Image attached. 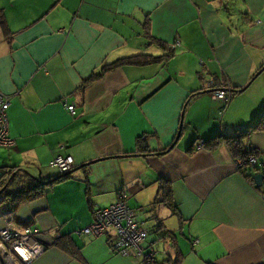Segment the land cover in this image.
I'll return each instance as SVG.
<instances>
[{
	"label": "crops",
	"instance_id": "crops-1",
	"mask_svg": "<svg viewBox=\"0 0 264 264\" xmlns=\"http://www.w3.org/2000/svg\"><path fill=\"white\" fill-rule=\"evenodd\" d=\"M237 1L240 19L226 17L223 0H0V95L9 98L13 141L2 147L0 167L47 184L61 174L53 157L73 161L71 176L43 196L15 212L0 205V229L39 231L45 249L27 264H142L113 252L108 234L81 230L120 193L136 222L151 209L157 227L168 214L151 206L158 178L171 184L180 218L168 208L176 224L172 238L160 237L165 256L143 242L155 261L177 250L179 264H264V191L237 171L225 144L195 146L238 135L264 164V129L253 128L264 110V69L256 74L264 66V0ZM149 37L175 44L174 56L166 60L167 49ZM135 55L157 59L100 73ZM215 89H229L225 106L208 91ZM0 264L24 263L0 247Z\"/></svg>",
	"mask_w": 264,
	"mask_h": 264
},
{
	"label": "trees",
	"instance_id": "trees-1",
	"mask_svg": "<svg viewBox=\"0 0 264 264\" xmlns=\"http://www.w3.org/2000/svg\"><path fill=\"white\" fill-rule=\"evenodd\" d=\"M0 18L1 19L3 18L1 9H0ZM3 28H4V32H6L7 28L5 26H3ZM149 40L151 43L158 45L159 47L160 46L163 47L164 50L167 49L166 50L167 52L164 56V58L166 60L170 59L171 57L174 56L175 44L171 45L170 47H165V45L158 40L152 39L150 37H149ZM156 59L157 58H155V57H151V56H147V55H135V56L128 57V58H122V59H118V60L114 61L111 64L105 65L102 68V70L100 71V73H103L104 71H107V70H111L112 68L120 66V65L125 64V63L140 65V64H145V63H148V62L156 60ZM263 69L264 68L261 67L258 70V72H261ZM258 72L256 74H258ZM92 77H96V76L94 74H92L91 78ZM87 80H89V78L86 79L85 81H87ZM85 81H83V84L86 83ZM239 91H241V89L238 91H233V92H239ZM200 93H201L200 91L191 93V95H189L188 98L190 99V98L194 97V95H197ZM71 104H73V103H71ZM225 105L226 104L223 103V106H225ZM253 128L256 130L257 129H264V110L261 112L257 121L253 125ZM181 129H182V127H180L178 132L176 133L175 137L177 139L180 138L182 135ZM199 142H200V148L204 147V148H207L209 150L216 148L217 145H219L221 143L225 144V146L229 149V151L235 157H237V160L241 161V163H242L240 166H237V171L240 172L242 175H244L249 180V182L251 184H253L258 190H260L261 192L264 191L263 182L260 186H256L254 183V180L252 178L255 173H261L263 175V178H264V168L259 169V166L262 164L264 167V164L259 161L257 150H255V149L249 150V151L245 150V148L242 145V139L240 136L235 135V136H231V137H223V136L217 134V135H214L213 137H210L204 141L200 140ZM199 142H197L195 144V146H197L199 144ZM0 147H2V146H0ZM3 148H5V147H3ZM171 148L172 147H166V148L162 149L161 151H153L150 153H152V154H165ZM250 156H254L257 159V164L250 165L248 163V158ZM70 176H71V172H69L68 174L61 173L59 175V177L55 178L54 180H52L51 182H49L47 184H44L43 182H38L30 174H28V172L20 170L17 166L0 167V199H1L0 205L2 203L6 202L10 205L11 210L13 212H15L17 207L21 203H24L27 201H32V200H35V199L43 196V194L46 190V187H48L51 184L59 183L63 180H66ZM119 195H124L123 200H125V201L127 200L125 197L126 196L125 193H123V194L120 193V194H118V196ZM119 198H120V196L118 197V199ZM126 203H127L128 209L133 214L134 222H136L134 219V211L130 208L128 201H126ZM159 204L165 205L167 208H169L171 210L173 215H176L178 218H180V216L178 215V213L174 207V204H173V195H172L171 184L168 181L162 180L160 178L157 179L156 197H155V201L153 203H151V206L159 205ZM136 223H137V225H138L137 227L139 229L145 230L143 228V222H140V223L136 222ZM157 224H158L157 229H160V226L164 227L162 220H158ZM104 234H108L107 235L108 236L107 241L110 245L111 250L113 252H115L116 254L120 255L119 252L117 250H115L113 247V242L111 241V237H110L111 233L108 231ZM165 236L167 238H172L174 236V234L168 232ZM147 237H148V233H147ZM147 237L145 240H147ZM54 243L57 244L56 241ZM69 244H70V242H69ZM150 245L151 244L147 243L146 246H143V250H145L147 252L151 251V257H150L151 260H149V261L147 260L146 264H179L180 263L181 253H180V251H177V250L175 251V254L172 258H168V260L166 259V260L161 261V262L155 261V252L152 249V246H150ZM68 247H71V246L68 245ZM149 248H150V250H149ZM73 249H74V247H73ZM71 253L74 254L73 251H71Z\"/></svg>",
	"mask_w": 264,
	"mask_h": 264
},
{
	"label": "built area",
	"instance_id": "built-area-1",
	"mask_svg": "<svg viewBox=\"0 0 264 264\" xmlns=\"http://www.w3.org/2000/svg\"><path fill=\"white\" fill-rule=\"evenodd\" d=\"M215 99L222 103H227L230 99L229 89L209 90ZM9 106V98L0 95V146L10 147L13 141L9 138L6 127V110ZM68 111L73 114L74 104L67 106ZM200 148V142L197 145ZM250 165L257 164L254 156L248 158ZM51 166L56 167L61 173H66L73 168V161L70 156H55L51 159ZM241 161H236V166H240ZM264 184V178L262 179ZM262 184V183H261ZM122 195L119 200L107 207L98 208L94 211V220L92 223L81 230L85 235L96 236L106 232L111 233L113 247L122 256L134 254L141 259L142 264L151 260V251L143 250L142 243L147 237L145 230L139 229L137 223L133 220V214L128 209L127 203ZM38 229L34 227L16 228L9 224L0 229V247L7 249L19 261L27 264L34 260L44 249L45 246L38 243L36 235ZM150 250V248H149Z\"/></svg>",
	"mask_w": 264,
	"mask_h": 264
},
{
	"label": "rangeland",
	"instance_id": "rangeland-1",
	"mask_svg": "<svg viewBox=\"0 0 264 264\" xmlns=\"http://www.w3.org/2000/svg\"><path fill=\"white\" fill-rule=\"evenodd\" d=\"M223 2H224L223 12H224V14L226 13V17L227 18H234V16H235V19L236 18L240 19V16H242V13L240 12V11H242V8H241L240 4L238 5V1L237 0H223ZM225 8L227 9V11H226ZM262 73H264V70L262 71ZM262 79H264V74H263V78H261V80ZM4 151H6V150L3 149L2 147H0V158L2 157V154L5 153ZM50 170L54 171L55 169L52 168ZM37 181H39V180H37ZM159 205H161V204H159ZM160 207H161V209H163L164 206H160ZM150 211H152V212H150L151 215H152L154 213V211L151 210V209H150ZM165 212L168 213V214H167V216H163V218H162L163 222H164V229H157V227L154 226L155 218H153L149 213L145 214L141 218L142 221H143V228L148 233L147 240L151 241L153 243L154 247L157 248L158 250H161V251L164 250L165 244H164V241H161L160 237L162 235L165 236L169 231L174 232L172 227H173V225L176 224L174 221H171V219H170L171 216L169 214V209L168 208H165ZM147 240H146V242H148ZM157 243H158V245H157ZM162 254H164V256H165V252L164 251H163Z\"/></svg>",
	"mask_w": 264,
	"mask_h": 264
},
{
	"label": "water",
	"instance_id": "water-1",
	"mask_svg": "<svg viewBox=\"0 0 264 264\" xmlns=\"http://www.w3.org/2000/svg\"><path fill=\"white\" fill-rule=\"evenodd\" d=\"M263 68H264V66H263ZM259 73V72H258ZM228 90V89H227ZM69 172H71V171H68V172H66V173H64V174H68ZM253 180H254V183H255V185L256 186H260L261 185V183H262V179H263V175L261 174V173H257V174H255V175H253ZM38 182H40V181H38ZM46 184V183H45Z\"/></svg>",
	"mask_w": 264,
	"mask_h": 264
}]
</instances>
